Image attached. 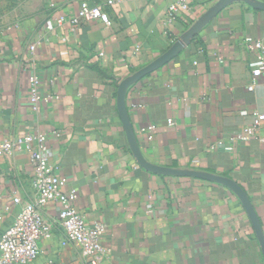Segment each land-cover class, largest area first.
Listing matches in <instances>:
<instances>
[{
	"label": "crops",
	"instance_id": "1",
	"mask_svg": "<svg viewBox=\"0 0 264 264\" xmlns=\"http://www.w3.org/2000/svg\"><path fill=\"white\" fill-rule=\"evenodd\" d=\"M178 1L23 0L21 14L0 27V146L48 137L64 191L77 192L74 206L89 224L106 228L99 264H264L231 191L146 171L128 144L117 110L119 81L161 56L218 0H187L189 11L177 14L171 6ZM83 3L102 6L111 25L73 26ZM247 38L264 43V11L233 3L180 56L134 86L126 105L148 161L234 180L264 231V141L216 148L264 114V77L248 90L257 53ZM32 72L49 97L37 110L29 102ZM32 179L27 151L0 152V234L20 210L14 199H33ZM58 211L49 205L47 218L55 220ZM39 248L34 264H89L77 244L59 235Z\"/></svg>",
	"mask_w": 264,
	"mask_h": 264
},
{
	"label": "built area",
	"instance_id": "2",
	"mask_svg": "<svg viewBox=\"0 0 264 264\" xmlns=\"http://www.w3.org/2000/svg\"><path fill=\"white\" fill-rule=\"evenodd\" d=\"M112 3L113 1L108 2L109 5ZM171 10L177 14L189 11L187 0L174 3ZM81 21L111 25L109 14L102 6L90 8L86 3L81 5L70 23L77 26ZM63 22V18L58 20L59 24ZM246 45L257 53V60L251 65L252 82L248 86V90L253 92L258 80L264 77V43L247 38ZM29 84V102L37 110L42 100L49 97L45 98L41 94V80L34 72L29 78ZM263 121L264 114H257L253 125L242 129L228 143H218L216 148L233 151L240 142L253 139L264 141L260 136ZM21 151H27L29 155L33 171V199L24 204L20 198L14 199V204L20 206V210L10 227L0 234V264H34L41 253L39 242L52 239L55 235L61 236L67 243L77 244L89 264H99V259L106 252L101 243L106 228L103 224H89L74 206L77 192L64 191L66 181L60 176V169L51 163L48 137L41 134L27 135L15 140H5L0 146V152L4 153ZM53 203L58 205L59 211L57 218L51 221L46 216V210Z\"/></svg>",
	"mask_w": 264,
	"mask_h": 264
},
{
	"label": "water",
	"instance_id": "3",
	"mask_svg": "<svg viewBox=\"0 0 264 264\" xmlns=\"http://www.w3.org/2000/svg\"><path fill=\"white\" fill-rule=\"evenodd\" d=\"M233 3H244L255 10L264 11V2L259 0H218L213 7L208 9L185 33H183L161 56L153 62L132 73L119 81L117 86V110L124 127L130 150L135 161L146 171L154 174L170 177H189L201 179L226 187L240 201L245 209L252 227L254 228L261 253L264 257V231L258 214L245 190L234 180L223 175H217L210 171L197 168H169L156 165L146 159L141 151L135 129L131 123L127 110L126 99L129 91L143 79L163 68L178 56L191 44L193 39L211 23L225 8Z\"/></svg>",
	"mask_w": 264,
	"mask_h": 264
},
{
	"label": "rangeland",
	"instance_id": "4",
	"mask_svg": "<svg viewBox=\"0 0 264 264\" xmlns=\"http://www.w3.org/2000/svg\"><path fill=\"white\" fill-rule=\"evenodd\" d=\"M23 0H0V27L13 21L20 15L22 10L18 9ZM17 16V17H16Z\"/></svg>",
	"mask_w": 264,
	"mask_h": 264
}]
</instances>
